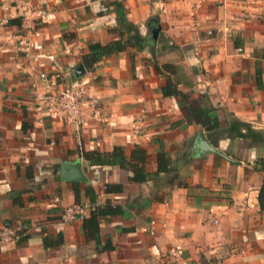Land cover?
Listing matches in <instances>:
<instances>
[{
    "label": "crops",
    "instance_id": "1",
    "mask_svg": "<svg viewBox=\"0 0 264 264\" xmlns=\"http://www.w3.org/2000/svg\"><path fill=\"white\" fill-rule=\"evenodd\" d=\"M31 1L46 12L25 49L19 0H0V225H29L0 242V264H264V0ZM114 3L143 36L156 20L153 52L125 48L76 75L89 42L117 36L109 30ZM152 54L174 65L171 83L208 109L211 129L184 120L185 99L162 95L165 76ZM38 72L48 83L59 72L57 89L84 82L108 121L87 120L75 132L45 109H26L30 82L47 88ZM200 130L226 158L198 154ZM114 145L127 156L135 145L145 151L143 180L82 157ZM159 150L166 171L157 172ZM62 161H79L86 181L61 180ZM104 184L120 190L104 193ZM88 189L119 208L99 218L97 242L85 237L80 218L58 225L69 205L88 215Z\"/></svg>",
    "mask_w": 264,
    "mask_h": 264
},
{
    "label": "trees",
    "instance_id": "2",
    "mask_svg": "<svg viewBox=\"0 0 264 264\" xmlns=\"http://www.w3.org/2000/svg\"><path fill=\"white\" fill-rule=\"evenodd\" d=\"M115 12V25L109 30L116 33V37L105 42H89L87 44V52L81 55L80 64L86 69L91 70L93 66L100 60L108 57L111 54L118 53L125 48L132 47L136 51L141 50L145 46H149L153 52L155 42L148 40V37L139 33L136 25L127 21L124 11L118 3H114ZM262 56L264 57V49ZM152 60L154 67L158 73L164 74L165 82L161 86L162 95L171 96L177 95L179 100L183 101L181 109L183 112V118L188 123H195L203 127L205 130H209L214 126V121L208 116V109L194 104L193 100L186 99V95L179 93L175 86L169 79V73L174 71V65L163 63L157 64L156 59L152 54ZM83 159L87 160L90 164L95 165H113L119 168H124L132 173V179L136 182L143 180L144 178V163L146 160V153L138 146H134L129 155H125L124 150L119 145H114L109 151L97 152V151H82ZM263 163V160L260 163ZM167 159L163 150H159L156 153V169L157 172L166 171ZM264 184V183H263ZM104 193H112L120 190V186L112 184L103 185ZM89 197V213L82 219V230L86 238L92 239L95 242L98 240V222L99 218L114 214L119 211L116 206L110 205L106 200L102 203L96 204V194L91 189L86 190ZM262 197V198H261ZM74 198L77 200V190L74 189ZM14 199V198H13ZM264 199V185L260 189V200ZM15 201V199H14Z\"/></svg>",
    "mask_w": 264,
    "mask_h": 264
},
{
    "label": "built area",
    "instance_id": "3",
    "mask_svg": "<svg viewBox=\"0 0 264 264\" xmlns=\"http://www.w3.org/2000/svg\"><path fill=\"white\" fill-rule=\"evenodd\" d=\"M15 8L16 17L19 18L23 31L20 35L21 41L25 49H27L30 47L29 37L32 30L37 22L41 21L45 16L46 11L39 3H34L31 0H19ZM59 77H61L59 72L51 73L49 78L54 80L48 83L47 74L38 72L37 78L43 80L47 84V88L39 91L35 81H31L30 86L35 91L33 93V104L30 106L26 105L25 108L32 109L35 112H38L40 109H45L49 117L63 121L75 132L87 120L95 123H106L108 121V115L104 112L103 105L99 99L86 94L84 82H81L75 87L57 89L52 83ZM98 203L100 201L96 199V204ZM77 218H83V209L78 204L69 205L63 209L58 225ZM28 230L29 225L26 222L4 223L0 225V242L15 241L22 234H26Z\"/></svg>",
    "mask_w": 264,
    "mask_h": 264
},
{
    "label": "water",
    "instance_id": "4",
    "mask_svg": "<svg viewBox=\"0 0 264 264\" xmlns=\"http://www.w3.org/2000/svg\"><path fill=\"white\" fill-rule=\"evenodd\" d=\"M151 24L149 25V33H148V40L154 41L157 36L158 32V25L155 24L156 20L151 19ZM76 75H81L84 70L83 66L81 64H78L74 70ZM195 144L197 147L198 154H204V153H216L221 156H226L221 153L220 151L214 149L207 139L205 138L203 132L200 130L195 136ZM58 177L66 182H85L86 178L84 176L83 170L81 168L79 161H62L59 165V173Z\"/></svg>",
    "mask_w": 264,
    "mask_h": 264
}]
</instances>
